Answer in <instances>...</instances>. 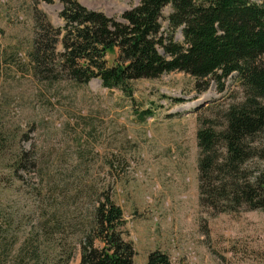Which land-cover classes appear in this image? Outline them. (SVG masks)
Returning <instances> with one entry per match:
<instances>
[{
	"label": "rangeland",
	"instance_id": "rangeland-1",
	"mask_svg": "<svg viewBox=\"0 0 264 264\" xmlns=\"http://www.w3.org/2000/svg\"><path fill=\"white\" fill-rule=\"evenodd\" d=\"M76 1L110 19L141 2ZM62 10L61 0H0L3 165L18 147L30 154L19 181L0 172V264H80L95 192L103 191L123 210L134 264L155 250L173 264H264V212L213 215L199 201L197 116L242 99L236 76L223 93L214 82L201 93L190 75L167 73L130 83L132 97L99 80L39 82L28 58L34 14L58 29ZM147 111L153 117L142 120Z\"/></svg>",
	"mask_w": 264,
	"mask_h": 264
},
{
	"label": "trees",
	"instance_id": "trees-1",
	"mask_svg": "<svg viewBox=\"0 0 264 264\" xmlns=\"http://www.w3.org/2000/svg\"><path fill=\"white\" fill-rule=\"evenodd\" d=\"M61 3L62 28L42 12L34 14L28 58L39 82L99 80L132 97L130 83L167 73L190 75L201 93L212 82L223 93L225 81L236 76L242 99L197 116L199 201L213 215L264 212V0H141L120 19L89 11L76 0ZM166 9H171L167 16ZM177 33L183 41L176 40ZM116 52L109 64V54ZM147 117H153L151 111L141 114L142 120ZM3 145L0 172L8 169L7 175L19 181L30 154L18 147L12 165L4 166ZM30 165L38 167L35 157ZM95 193L92 222L80 241V264H134L123 210L109 191ZM147 264L173 263L155 250Z\"/></svg>",
	"mask_w": 264,
	"mask_h": 264
}]
</instances>
